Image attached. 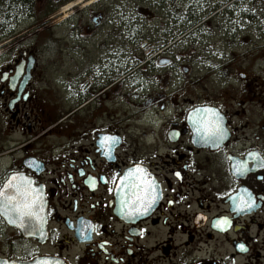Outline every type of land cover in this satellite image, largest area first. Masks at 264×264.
Segmentation results:
<instances>
[{"label":"flooded vegetation","instance_id":"flooded-vegetation-1","mask_svg":"<svg viewBox=\"0 0 264 264\" xmlns=\"http://www.w3.org/2000/svg\"><path fill=\"white\" fill-rule=\"evenodd\" d=\"M146 1L0 0V193L27 185L47 203L40 238L0 213V261L264 264V31L196 60L149 28L138 59L137 18L168 19L165 0ZM205 108L222 141L197 132L215 119ZM137 165L157 198L130 217L122 201L145 192L140 174L122 179Z\"/></svg>","mask_w":264,"mask_h":264},{"label":"rangeland","instance_id":"rangeland-1","mask_svg":"<svg viewBox=\"0 0 264 264\" xmlns=\"http://www.w3.org/2000/svg\"><path fill=\"white\" fill-rule=\"evenodd\" d=\"M228 2L229 0H168L167 8L178 10L181 13L179 21L186 24L185 29H188L187 27L191 24L188 23L189 21L195 20L197 23L206 21L192 32H188L187 36L179 34V21L176 24L175 19H171V17L163 22V26H160L159 23H153L150 26V20H146V17L144 19L137 18V31L141 34L138 36L139 41L136 46L138 59H142L145 55L146 41L144 38L150 32L149 28L160 29L161 27L167 30L169 44L173 41L176 42V46L170 52L172 56L175 57L182 52V47L185 46L195 49L196 56L194 58L196 60L210 59L212 56L210 47L218 40L238 38L240 42L246 35L254 34L257 29L264 31V0H235L225 7H228L225 14L223 12L216 13V16H211L213 18L209 20L205 16V11L216 6L224 7ZM148 3L146 0H136V5L143 10L148 6L144 4ZM164 4H167L166 1ZM191 10H195L194 13H190ZM174 15L176 17L177 13ZM162 18L165 17H160V19ZM244 50V47H240L236 53L240 55ZM64 89L65 86H61L59 92L63 94ZM1 253H3L2 248H0Z\"/></svg>","mask_w":264,"mask_h":264},{"label":"snow or ice","instance_id":"snow-or-ice-1","mask_svg":"<svg viewBox=\"0 0 264 264\" xmlns=\"http://www.w3.org/2000/svg\"><path fill=\"white\" fill-rule=\"evenodd\" d=\"M196 111L212 113V115L215 117V119L212 121L211 127H209L208 124L203 120L197 121V123L200 124V128H197V132H202L203 136L211 138L214 143L222 141L225 138L226 133L222 125V118L219 117V114L210 108H205L203 110L197 109ZM117 139L118 138L114 136H105L101 138V142L102 144L105 142L115 143ZM134 174H140L138 176V179H140L141 183L140 185H133V187H137L138 189L143 187L145 194L135 196L131 203H129L128 201H122L124 207L128 209L125 212V215L130 217L147 214V212L151 209L152 205L156 202L157 198L156 195L149 194L155 192V181L144 179L143 177L147 176L148 174L146 173V170L139 165H137L133 169H130L129 172L125 175V177H123L122 182L123 180H127ZM176 175L179 176L180 174L176 173ZM7 199L9 201H12L15 199V197H7ZM169 202L171 203V201ZM252 203L253 202H250V200L245 201V206L251 207ZM34 204L35 200H32L28 203H24L23 205H17L16 210L19 213V216L22 218V226L27 225L28 219L35 215V213L32 211V207ZM238 210L243 211V208H238ZM241 248H243V245H241Z\"/></svg>","mask_w":264,"mask_h":264},{"label":"water","instance_id":"water-1","mask_svg":"<svg viewBox=\"0 0 264 264\" xmlns=\"http://www.w3.org/2000/svg\"><path fill=\"white\" fill-rule=\"evenodd\" d=\"M16 182V179L11 180L10 185ZM6 188L3 189V191L0 193V213L4 216L6 221L11 227L20 229L24 234H35L39 235L37 236L40 238V234H46V221H45V215H46V198L43 194L38 195L35 193L29 194L27 191V185L24 186V193L22 195H7ZM26 188V189H25ZM7 197H15L14 200L9 201L10 205H13L11 210H2L3 207V200ZM32 200H35V204L32 207V211L35 213V215H40L41 222L39 224L31 225L27 224V226L22 227L21 225V217L19 216V213L16 210L17 205H23L24 203L31 202ZM35 237V236H34ZM0 264H66L62 260H54V259H46V258H40L30 263H6L3 261H0Z\"/></svg>","mask_w":264,"mask_h":264},{"label":"trees","instance_id":"trees-1","mask_svg":"<svg viewBox=\"0 0 264 264\" xmlns=\"http://www.w3.org/2000/svg\"><path fill=\"white\" fill-rule=\"evenodd\" d=\"M165 1H166L167 4L166 5L164 4V6L167 7L168 6V0H165ZM234 1L235 0H229V2L226 3V5L224 7L216 6V7L211 8L210 10L205 11V16L207 18H210L211 16L215 15L216 13L223 12V14H225L227 9H228V7L227 8H225V7L227 5H229L230 3L234 2ZM194 11L195 10H193V11L191 10L190 13H194ZM167 13H168V17H171V19H176V17L181 14V13L178 12V10H171L170 8H168ZM175 13H177L176 17L174 15ZM188 23H191L187 27L188 29H185V25H186L185 23L181 26V30H179L180 34L181 33H182V35L187 34L188 32H190V31L194 30L195 28H197L202 22H198L197 23V21L193 20V21H189Z\"/></svg>","mask_w":264,"mask_h":264}]
</instances>
